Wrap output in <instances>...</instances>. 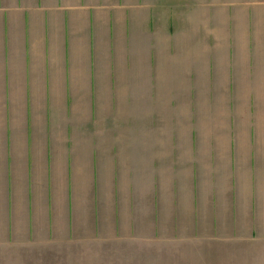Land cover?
I'll return each instance as SVG.
<instances>
[{
    "label": "crops",
    "instance_id": "crops-1",
    "mask_svg": "<svg viewBox=\"0 0 264 264\" xmlns=\"http://www.w3.org/2000/svg\"><path fill=\"white\" fill-rule=\"evenodd\" d=\"M43 216L264 232V0H0V245Z\"/></svg>",
    "mask_w": 264,
    "mask_h": 264
},
{
    "label": "rangeland",
    "instance_id": "rangeland-1",
    "mask_svg": "<svg viewBox=\"0 0 264 264\" xmlns=\"http://www.w3.org/2000/svg\"><path fill=\"white\" fill-rule=\"evenodd\" d=\"M54 221L55 235L50 239L44 216L36 221L35 239L30 241L25 225H20L14 241L0 245V264H264L262 227L252 238L245 229L240 228L235 237L224 227L218 240L210 239L203 231L194 239L192 227H182L177 240L162 234L152 241H130L123 237L91 241L87 230L82 228L68 240L65 223L57 216Z\"/></svg>",
    "mask_w": 264,
    "mask_h": 264
}]
</instances>
